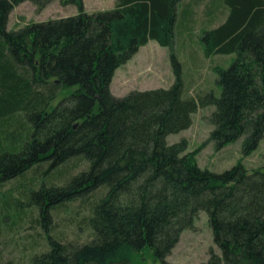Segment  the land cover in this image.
<instances>
[{
  "label": "trees",
  "instance_id": "16d2710c",
  "mask_svg": "<svg viewBox=\"0 0 264 264\" xmlns=\"http://www.w3.org/2000/svg\"><path fill=\"white\" fill-rule=\"evenodd\" d=\"M23 1L0 0V187L17 179V189H6L17 192L13 206L2 200L16 210L10 216L36 211L45 248L30 254V264H135L145 252L164 264L200 211L217 248L200 264H264V165L249 171L237 162L213 172L198 166L185 139L167 140L191 126L199 107L214 106L215 148L239 137L244 156L257 148L264 0H210L225 16L202 30L203 54H235L228 67L214 69L218 96L188 93L175 52L177 21H194L200 0H117L93 13L82 0H59L77 13L8 29ZM28 1L42 9L54 0ZM150 40L169 48L172 84L114 96L115 70ZM47 165L52 174L43 181ZM76 201L82 242L49 226L52 211Z\"/></svg>",
  "mask_w": 264,
  "mask_h": 264
},
{
  "label": "rangeland",
  "instance_id": "374dc122",
  "mask_svg": "<svg viewBox=\"0 0 264 264\" xmlns=\"http://www.w3.org/2000/svg\"><path fill=\"white\" fill-rule=\"evenodd\" d=\"M192 1L195 2V0ZM216 1L218 3L219 0ZM116 2L117 0H82L87 13L113 9ZM209 4H211L210 0H200L198 4L194 3L192 6L194 21L186 15H182L183 18L177 21L175 52L181 63L184 86L193 96L207 93L218 96L220 87L217 84V73L214 69L228 67L235 58L234 53L215 54L210 57H205L203 54L200 43L202 30L219 24L225 16V12L222 9L219 10L218 6L213 7ZM77 11L76 5H63L59 0L50 2L42 9H38L34 3L26 0L13 7L8 17L7 28L16 30L28 23L66 17L76 14ZM173 80L169 48L150 40L146 45L139 47L127 62L115 70L110 83V91L114 96L122 97L135 90L168 88ZM213 109L214 106L199 107L192 115L191 126L179 133L168 135L167 140L176 142L185 139L188 143L187 151L196 152L198 166L213 172H222L237 162H241L249 171L263 166L264 135L257 148L245 156L242 153L243 137H239L220 149L215 148L214 143L209 139L213 126L208 121V116ZM2 146L10 147L6 142H2ZM47 168L48 165L42 173L41 180L43 181L48 180L52 174L47 172ZM11 187L17 189V179L4 183L2 189L0 187V213L3 209L5 215L16 212L14 208H3L4 204H2L3 201L9 202L12 206V203H15L10 199L17 198V192H12L13 197L6 192V189ZM68 205L67 208L51 212L49 226L54 228V235L62 236L63 239L85 241L87 239L85 232L82 230L79 232L76 228L77 220H73L74 217L80 219V215L76 214V207L79 203L78 201L70 202ZM35 218L36 211L27 212L18 219L16 215L9 218L0 216V220L3 219L0 221V264H30V254L45 248L42 227L34 222ZM35 240H39L38 245H34ZM210 248L217 252L208 216L205 211H200L191 227L181 232L178 242L166 257L164 264H200L208 258ZM133 262L135 264H162L153 260L146 252L140 253Z\"/></svg>",
  "mask_w": 264,
  "mask_h": 264
}]
</instances>
